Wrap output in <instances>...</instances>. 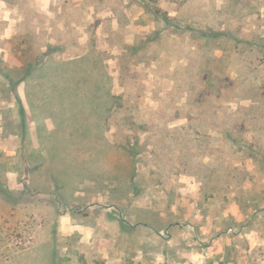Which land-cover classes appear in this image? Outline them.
<instances>
[{
  "label": "rangeland",
  "instance_id": "obj_1",
  "mask_svg": "<svg viewBox=\"0 0 264 264\" xmlns=\"http://www.w3.org/2000/svg\"><path fill=\"white\" fill-rule=\"evenodd\" d=\"M0 264H264V0H0Z\"/></svg>",
  "mask_w": 264,
  "mask_h": 264
},
{
  "label": "trees",
  "instance_id": "obj_2",
  "mask_svg": "<svg viewBox=\"0 0 264 264\" xmlns=\"http://www.w3.org/2000/svg\"><path fill=\"white\" fill-rule=\"evenodd\" d=\"M152 1V3L154 4L155 3V1H157V0H151ZM161 10L159 9V8H155V12H157V13H159ZM40 58H37V57H35V58H28V61H27V66H28V69H27V73H28V71L30 70V69H32V68H35V66L36 65H38V64H40V62H41V60H39ZM82 62H83V60H81ZM79 62L80 61H77V62H72V61H69V62H62V61H59V64L57 65V67L60 65V67H56V69L55 70H59V71H61V72H64V73H66V74H68L69 76L68 77H62V78H60V79H58V81L59 82H61V84H62V82L63 81H68V80H71V81H73V85H76V84H78L77 82H76V80H78L79 79V75H81V72L83 71H81V72H78V73H74V72H72V70H74V66H73V64H76V65H78L79 64ZM43 66H45V62H44V64L42 65V66H40V67H43ZM83 66H84V64H83ZM76 70V69H75ZM9 71H13L12 69L11 70H9ZM87 73H88V75H89V72L87 71ZM81 77L82 78H84L82 75H81ZM56 84H59L58 82H56ZM71 84V83H70ZM69 94H71V95H76V92H72V93H69ZM109 97L110 98H113L112 97V94H110V92H109ZM115 98H117V100H115V101H117L116 102V105L118 106V108L119 107H121V105H122V103L119 101V100H121V97L120 96H118V97H116L115 96ZM114 104H115V102H114ZM130 149V151L129 152H131V153H133V154H135V153H137V152H135V148H129ZM131 149H134V151L132 152V150Z\"/></svg>",
  "mask_w": 264,
  "mask_h": 264
}]
</instances>
